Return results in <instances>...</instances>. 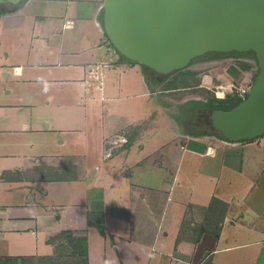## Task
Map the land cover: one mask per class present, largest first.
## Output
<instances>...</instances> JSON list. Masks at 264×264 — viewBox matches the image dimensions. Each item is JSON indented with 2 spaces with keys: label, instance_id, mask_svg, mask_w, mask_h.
Segmentation results:
<instances>
[{
  "label": "crops",
  "instance_id": "obj_1",
  "mask_svg": "<svg viewBox=\"0 0 264 264\" xmlns=\"http://www.w3.org/2000/svg\"><path fill=\"white\" fill-rule=\"evenodd\" d=\"M103 3H0V264H45L61 239L81 256L78 238L88 264H264V143L190 135L156 101L143 116L117 113L154 89L110 46ZM139 80L146 90L130 92ZM61 85L106 108L101 156L68 176L77 156L36 152L53 127L38 106H53ZM156 115L169 144L155 143Z\"/></svg>",
  "mask_w": 264,
  "mask_h": 264
},
{
  "label": "water",
  "instance_id": "obj_2",
  "mask_svg": "<svg viewBox=\"0 0 264 264\" xmlns=\"http://www.w3.org/2000/svg\"><path fill=\"white\" fill-rule=\"evenodd\" d=\"M103 8L114 47L161 74L208 52L254 51L259 71L247 96L213 109L210 121L230 141L264 134V0H104Z\"/></svg>",
  "mask_w": 264,
  "mask_h": 264
},
{
  "label": "rangeland",
  "instance_id": "obj_3",
  "mask_svg": "<svg viewBox=\"0 0 264 264\" xmlns=\"http://www.w3.org/2000/svg\"><path fill=\"white\" fill-rule=\"evenodd\" d=\"M109 44L114 48L111 41ZM144 69L151 80L149 84L154 89L153 97L151 100L145 95L125 98L121 100L124 104L117 108L119 111L117 113H127L130 117H134L140 110V116H143L146 111L157 108L156 104H158L157 109L164 108L167 118H171L183 132H190V135L195 133L221 136L223 134L216 130L210 121L213 109L201 104L210 103L218 97L228 98L231 96L232 100L246 97L259 71L254 51L208 52L194 58L186 67L168 74H161L152 71L150 68L144 67ZM140 70L143 71V67L137 64L135 71H132L135 72L134 78L140 77L136 73V71L141 73ZM138 82L133 85L134 89L130 92L137 93L146 90L143 83L140 80ZM72 86H59V92L55 94L53 106L49 108L47 106L44 108L43 104L38 106V114L41 113L46 118L44 126L47 128L48 123H50L53 127L44 130L43 139L48 146L39 147L36 152H55L62 155L73 154L72 156H77V159L72 158L70 160L72 163L63 168L66 169V176L69 173L72 174L75 168L78 169L82 162L83 166L86 167L89 164L91 167L94 162L93 159L101 156V153L95 152V150L102 140L101 135L105 124L104 117L100 115V112L102 109L106 110L105 106L97 102L98 100L90 101L79 88L76 92ZM219 93L222 96H219ZM228 100V102L231 101V99ZM43 101L47 105V101ZM85 110L87 115L84 113ZM38 114H30V120L34 121L39 117ZM124 117L125 119L128 118L126 115ZM155 124L157 125L155 143L157 145L171 143L172 136L163 125L161 116L156 115ZM57 126L61 127L60 130L55 128ZM60 138H65L66 142H60ZM7 139L10 141L7 137H4L3 141H7ZM257 139L264 143V134ZM45 148H47L46 151ZM78 154L82 157H79ZM59 175L64 174L59 173L55 176ZM4 189L0 186V190L4 191ZM71 189L77 188L71 187ZM80 189L77 192L72 191L73 195H76L75 198L79 200L85 197V192L80 191ZM4 196L8 199L5 191ZM12 198L15 199V197ZM55 243L57 244L56 255L52 256L50 260H45V264H53V262L55 264H82L83 257L78 256V254L75 256L74 252L69 250L70 245L67 240L61 239Z\"/></svg>",
  "mask_w": 264,
  "mask_h": 264
},
{
  "label": "trees",
  "instance_id": "obj_4",
  "mask_svg": "<svg viewBox=\"0 0 264 264\" xmlns=\"http://www.w3.org/2000/svg\"><path fill=\"white\" fill-rule=\"evenodd\" d=\"M103 13H104V9L102 10V14ZM121 56L123 58L129 60L133 64L134 63H137L136 61H133V60L128 59L123 54H121ZM143 67L148 68L145 65H143ZM146 78H147V80L149 82L150 81L149 77L147 76ZM228 99H231V101L228 102L229 101ZM242 99L243 98H237L236 100H234V99L232 100V97L231 96L228 97V98L218 97L216 100L211 101L210 103H207V104L202 103L201 105H203V106L206 105V106H208L211 109H230V108L234 107L235 105H237ZM99 228L102 230V232H104V229L101 226H99ZM68 238L71 239L72 241H74V239H75L72 235H68ZM74 247L76 249L75 251L76 252H80L81 256L83 257L82 264H88V258H87V242H86V239H84V238H78V242L76 244H74Z\"/></svg>",
  "mask_w": 264,
  "mask_h": 264
},
{
  "label": "flooded vegetation",
  "instance_id": "obj_5",
  "mask_svg": "<svg viewBox=\"0 0 264 264\" xmlns=\"http://www.w3.org/2000/svg\"><path fill=\"white\" fill-rule=\"evenodd\" d=\"M153 71V70H152Z\"/></svg>",
  "mask_w": 264,
  "mask_h": 264
}]
</instances>
